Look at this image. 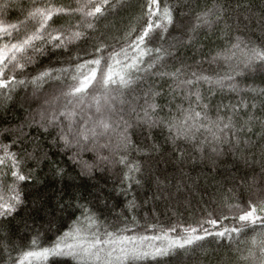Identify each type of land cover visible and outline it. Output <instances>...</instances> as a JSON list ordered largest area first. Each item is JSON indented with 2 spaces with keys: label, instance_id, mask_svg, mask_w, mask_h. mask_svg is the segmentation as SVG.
I'll return each instance as SVG.
<instances>
[{
  "label": "snow or ice",
  "instance_id": "1",
  "mask_svg": "<svg viewBox=\"0 0 264 264\" xmlns=\"http://www.w3.org/2000/svg\"><path fill=\"white\" fill-rule=\"evenodd\" d=\"M14 8L17 18L0 21V100L14 101L23 88L27 107L18 124L0 127V264H264V183L255 179H264V87L247 83L259 68L264 84V7L259 36L251 30L255 6L242 0H0L5 12ZM154 126L169 151L164 170L179 177L174 188L168 177L145 176L143 159L164 154ZM136 129L147 132L143 142ZM197 162L231 175L209 196L229 211L216 214L205 189L189 220L174 226L140 231L135 217L116 227L104 216L113 192L130 212L138 206L133 185L145 204L182 191L192 197L199 179L184 169ZM116 164L122 179L108 196L77 191L74 180L96 181ZM42 173L72 192L57 198L68 227L47 243L39 222L45 197L32 194Z\"/></svg>",
  "mask_w": 264,
  "mask_h": 264
},
{
  "label": "trees",
  "instance_id": "2",
  "mask_svg": "<svg viewBox=\"0 0 264 264\" xmlns=\"http://www.w3.org/2000/svg\"><path fill=\"white\" fill-rule=\"evenodd\" d=\"M14 2H19V0H14ZM25 4H28L31 2V0H23ZM53 2L56 3H68L69 0H53ZM73 6H75L76 0H70ZM161 5L164 3H167L168 0H160ZM203 2V0H201ZM211 0H209V3ZM243 3H250L255 6V10L257 12V15L253 17L252 19V31L255 32L257 36L261 35L260 28H259V10L260 8L264 7V0H242ZM233 3H235V0H233ZM233 14L235 15V10L233 11ZM20 15L19 11L17 9H10L7 12L0 9V21L4 20H13L14 18H17ZM111 22V18L109 20ZM119 23V20L116 21ZM127 22V21H125ZM241 27L246 28V24H242ZM204 34L201 33V36ZM207 54V48H205L204 52L201 53V56ZM207 68H209L211 71L215 72L217 71V65L216 64H207ZM227 65L223 62L220 63L219 70H223L226 68ZM259 72L260 69L257 68L256 75L257 79L255 81L249 79L247 83L249 85H254L257 89L264 87V84H261L259 80ZM246 75L251 76V70ZM238 82L243 87L245 84V81L243 79V76H239ZM31 86H29L30 90ZM24 92V89L21 88L20 92L16 94L14 101H8V100H0V127L7 126L9 121L13 123H19L20 120L24 118V110L23 108L27 107V104L23 105V107L20 104L21 100V94ZM244 93L248 96L249 100H251V97L255 95L251 91V88H245ZM233 98H235L236 94H231ZM9 104H11V107H7ZM7 107V112H5V108ZM147 125L144 126L145 129H147ZM33 131L35 129L33 128ZM152 133L154 136L155 141H158L164 149V154L162 156L156 155L153 153L152 157L144 158L143 163L145 166V176L150 172H155L157 175H160L162 177H168L173 180V188L175 187L176 180L179 179L178 176H174V174L171 171V168H168L167 171H165V164L164 161L166 159H169V151L167 146L163 143V135L161 133V130L159 127L154 126L152 128ZM134 137L137 139L138 142H143L145 138H147V132L141 133L139 129H136L134 131ZM152 142L151 140L149 141ZM134 156L136 158H139L137 154L134 153ZM159 162L160 167L159 170L156 169L155 165ZM217 169H219L218 173L213 172L212 165L209 163L200 164L197 162L195 169L189 171V169L192 168L191 163L184 169L186 175H190L192 181H196L197 178L199 179L198 186L194 189V195L192 197H189V193L187 191H182L181 195L179 197H173L171 201H167L165 199H159L155 202L152 200H149L147 204L144 203V190L142 188L137 189L135 185H133V195L135 198L139 201L138 206L134 208L133 211H129L126 206H124V197L121 195L117 198V195L115 192L111 193L110 195V201L111 203L104 208L102 205L101 207L104 208V216L108 218L109 221L115 224L116 227H120L121 223L124 221V217L132 218L135 217L136 220H138L140 231L147 230L148 232H151L152 229H147L148 223H153L157 225V230L163 227L168 226H174L175 222L183 217L185 221H188L189 218L192 216V210L196 208L195 201L200 198L201 193L207 189V193L204 195V200L208 201V203L212 206L214 212L218 214L221 210L229 211L227 207L225 206L223 209L216 207L215 204L212 203V201L209 199V196L212 191V187L216 182H222L224 179H231V175L229 173L224 171V165L217 164ZM258 171V169H257ZM249 172H251V169H249ZM213 175H215V180H213ZM122 179L121 175V165L116 164L114 166H110L107 171L101 173H97V180L96 181H89L87 179H77L73 181L74 185H78L77 191L82 194L85 199H90L91 196L96 195V189L102 188L104 191V194L106 196L109 195L108 189L112 188L114 185L120 184ZM256 180L261 181L264 183V179L257 176L255 178ZM41 180L42 183L34 186L33 195L36 194V191L41 193L45 197V209L46 211L43 213L42 219L39 221L41 224V233H42V242L47 243L51 239L54 238V235L57 234V229H60L63 231L64 228L68 227V215L65 210H62L58 206V196L63 195L64 199L67 200L68 196L72 194L71 190L65 191V188L61 186V183L59 181L53 182V179L51 176L44 177V174H41ZM65 184H67V181H65ZM229 187L228 184H224V188L227 189ZM257 184L252 183V195L253 198L258 199V195L256 193ZM91 194V195H90ZM228 196H231V193L227 194ZM237 195L239 193L237 192ZM185 198L192 199V207L189 208L188 204L186 202ZM230 203H236L237 201L229 200ZM241 205L247 203V194L244 195L243 199L239 201ZM115 203L117 205V208L115 210L112 209L111 204ZM123 207V214L121 215V207ZM201 207H204V204H201ZM155 209V211H154ZM51 222V224L49 223ZM232 220L231 217H229V224H231ZM54 225V227H53ZM18 235L20 239H23L25 236L24 230H18ZM27 243V241H25ZM207 247V245H205ZM213 247H215V243L213 242ZM199 255V254H197ZM177 259H180L177 257ZM27 264V262H26ZM189 264H192L191 259L189 258ZM199 264H205V261L201 260Z\"/></svg>",
  "mask_w": 264,
  "mask_h": 264
}]
</instances>
